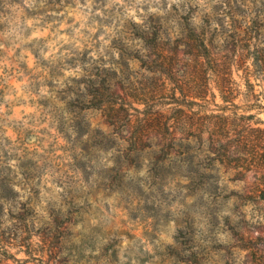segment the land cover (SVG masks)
I'll list each match as a JSON object with an SVG mask.
<instances>
[{
	"label": "rangeland",
	"instance_id": "rangeland-1",
	"mask_svg": "<svg viewBox=\"0 0 264 264\" xmlns=\"http://www.w3.org/2000/svg\"><path fill=\"white\" fill-rule=\"evenodd\" d=\"M251 34L264 36V0H0V264H174L167 246L192 230L195 241L237 260L238 233L254 226L257 210L242 208L236 192L253 173L236 180L232 160L214 170L211 181L226 187L217 199L178 171L153 182L151 149L139 160L127 155L124 115L107 103L126 101L136 120L156 111L178 117L203 40L224 54ZM96 74L123 97L102 90L88 100ZM233 78L241 94L226 113L254 114L235 118L236 128H264V108L254 105H263L264 85L248 89L242 71ZM248 92L260 101L246 100ZM209 97L202 110L219 112L225 103ZM160 142L154 137L151 148ZM175 153L167 147L160 163L174 164ZM212 205L215 240L206 233Z\"/></svg>",
	"mask_w": 264,
	"mask_h": 264
},
{
	"label": "trees",
	"instance_id": "trees-1",
	"mask_svg": "<svg viewBox=\"0 0 264 264\" xmlns=\"http://www.w3.org/2000/svg\"><path fill=\"white\" fill-rule=\"evenodd\" d=\"M246 41V47H240V50L226 48L224 54H219L211 43L203 40L202 47L205 51L195 58L200 68L193 76V87H180L178 104L186 109L179 107L178 117L156 111L136 120L129 112L126 101L120 103L118 100H109L107 103L115 113L124 115L127 129L126 135L121 137L129 145L127 155H131L133 160H139L144 147L151 149L152 152L148 154L150 163L147 172L153 182H159L168 172L178 171L180 176L189 181L192 188L199 187L203 193L217 199L223 195L226 187H221L218 180L211 181L214 170L218 171L223 165H226L228 170L233 161L235 165L232 168L236 172V180L245 181L247 173H253L254 181L241 192H236L235 200L240 201L242 208L252 205L257 210L254 226L242 227L238 233L242 244L236 247L237 260L220 245L213 244L208 247L195 241L194 237L198 232L192 230L188 240L180 241L176 237V242L167 246L174 264H206L203 257L206 253L219 256L215 259L216 263L225 259L223 264H264V128L252 127L246 121L236 128L233 121L235 118L249 119L253 118L254 114L234 113L231 116L226 113L230 109L229 106L238 107L235 100L241 94L240 86L233 78L234 71H242L248 89L255 90L256 85H264V36L256 37L251 34ZM251 77L255 78V82H259L255 83ZM99 79V74L89 79L90 93L86 95L88 100H96L99 95L104 94L102 90L115 95V98L123 97L113 90L110 77ZM211 83L217 93L211 89ZM217 94L225 105L218 108L219 112L203 111L209 96L215 98ZM245 98L260 101L252 92L246 93ZM192 105L196 106L197 110H191ZM254 105L264 108V103L261 105L257 102ZM137 121L139 127L135 128ZM158 136L161 137V142L156 144L159 149H153V139ZM167 147L175 150V159L180 157L168 166L160 163V153L165 152ZM121 159L122 154L116 159L117 174L120 172ZM205 161L212 165H204ZM218 209L217 205H212L210 223L206 229L207 235L214 240L219 232ZM243 211L246 214L245 210ZM180 234H184L183 230H180Z\"/></svg>",
	"mask_w": 264,
	"mask_h": 264
}]
</instances>
